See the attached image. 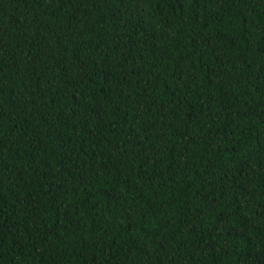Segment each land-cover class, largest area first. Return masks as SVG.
<instances>
[{
	"label": "trees",
	"instance_id": "trees-1",
	"mask_svg": "<svg viewBox=\"0 0 264 264\" xmlns=\"http://www.w3.org/2000/svg\"><path fill=\"white\" fill-rule=\"evenodd\" d=\"M0 264H264V0H0Z\"/></svg>",
	"mask_w": 264,
	"mask_h": 264
}]
</instances>
